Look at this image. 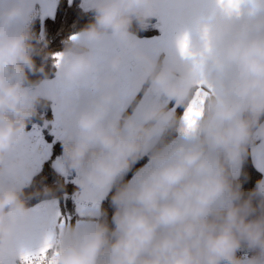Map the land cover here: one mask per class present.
<instances>
[{"label":"clouds","instance_id":"9594fccd","mask_svg":"<svg viewBox=\"0 0 264 264\" xmlns=\"http://www.w3.org/2000/svg\"><path fill=\"white\" fill-rule=\"evenodd\" d=\"M169 3L85 0L94 22L61 52L58 70L66 85L95 78V87H80L78 101L61 116L63 164L78 174L80 198L104 196L168 129L185 127L159 97L187 108L205 82L211 90L203 114L190 133L153 151L116 191L114 228L79 223L53 239L44 264H264V179L246 199L234 183L248 145L257 135L264 142V10L258 0H239L236 10L215 3L196 31L177 37L187 33L186 53L176 43V51L158 61L132 26L146 28ZM36 4L0 0V264L19 255L16 238L32 217L23 197L32 164L17 149L41 100L60 99L50 96L44 67L33 59L40 51L32 32ZM201 6L196 0L177 15L190 19ZM125 71L146 96L128 116L121 111ZM37 72L45 78L32 84L28 74ZM257 208L260 214L249 219ZM243 245L256 254L238 257Z\"/></svg>","mask_w":264,"mask_h":264},{"label":"trees","instance_id":"16d2710c","mask_svg":"<svg viewBox=\"0 0 264 264\" xmlns=\"http://www.w3.org/2000/svg\"><path fill=\"white\" fill-rule=\"evenodd\" d=\"M37 11L38 14L32 25V32L34 33L33 43L40 51L38 55H34L33 59L37 68L44 67V72L47 79H49L54 77L58 70L55 54L63 52L73 40V35L81 32L90 23L94 22V12L83 5L82 0H58L54 14L44 17L41 16L38 8ZM132 31L139 37L158 35L161 33L160 21L157 17H154L148 22L147 27L142 30L134 22ZM163 59V54H160L158 61H163ZM44 78L45 75L39 72L28 74V80L32 84L41 82ZM144 93V90H138L137 94L123 110V116L133 114ZM165 104L175 112L178 120L183 118L186 109L184 105L170 99ZM54 118L51 99H42L37 106V115L27 125V131L38 127V131L47 133L50 157L43 162L41 167L26 182V186L23 188V197L28 207L43 200L57 199L60 210L58 224L62 222L64 227L63 234L75 227V222L79 218H92L95 222L107 223L110 229L114 228L112 217L116 209L112 203L113 195L120 187L131 181L139 169L149 163L153 151L181 136L179 124L168 129L153 148L135 161L129 170L117 180L111 190L103 196L99 204L98 213L94 216H89L82 215L76 209L77 198L81 192L78 184V174L75 171L69 172L67 170L64 173H58L51 165L54 158L62 159L63 157V139L56 138L53 133H48L54 123ZM263 121L264 117L261 118V122ZM259 140L260 138L255 137L254 141L248 145L247 153L240 164V171L234 177V183L240 185V190L245 199L255 189L257 181L263 177L261 170L255 165L252 158V147ZM45 190H50V194L46 195ZM258 203V198L253 200L254 207H257ZM259 214L260 210L257 208V212L249 219H254ZM63 234H60L59 238ZM255 254V250L249 249L246 245H243L236 253L238 257H251Z\"/></svg>","mask_w":264,"mask_h":264},{"label":"rangeland","instance_id":"374dc122","mask_svg":"<svg viewBox=\"0 0 264 264\" xmlns=\"http://www.w3.org/2000/svg\"><path fill=\"white\" fill-rule=\"evenodd\" d=\"M83 5H85V0H82ZM189 3L182 2V0H170V3L168 6H166L164 9L161 10L160 14L156 16L159 21H160V26L163 31L164 35L161 36H150V37H139L136 35L138 40L141 42L143 45L144 49L151 53L154 57L159 58V54L161 52L164 53V59L170 55H172L176 51V35L178 36L181 35L184 31H187V24L184 23L182 24V18L177 15V8L185 7L188 6ZM86 6V5H85ZM39 9V8H38ZM175 15L179 22L176 20L172 19V13ZM40 12V10H39ZM41 13V12H40ZM42 16V15H41ZM44 17V16H42ZM189 32H192L189 31ZM194 32V31H193ZM80 33V32H79ZM79 33L73 35V37H76ZM108 48L113 47L111 42L108 43L107 45ZM163 59V60H164ZM47 86L49 88L50 96L55 97L59 96L60 99L57 101L56 99L50 98L52 101V108L54 112V121L57 122L58 120H61L62 112L63 110L70 104L77 102L79 99L80 95V88L79 86H68L65 84V82L60 78L59 76V70H57V73L54 77L47 79ZM139 89L134 88L131 85L128 73L121 78V94H122V103H121V111L126 108V106L130 103L132 98L137 94ZM77 92H79V95L77 96ZM146 96L145 93L139 103V105L145 100ZM160 101L162 103H166L168 101V98L166 97H159ZM264 122V121H263ZM54 124V123H53ZM38 127H35L34 130H38ZM181 129V128H180ZM65 134V129L62 130H57L55 133L56 138H61L63 139V136ZM49 152V144L46 146V152ZM261 171L263 172V179H264V167L260 166ZM239 171H240V166H239ZM237 172V174L239 173ZM93 204L97 203V197H91ZM48 202L55 204L58 202L57 199H49ZM45 205L48 203H41V205ZM48 207V206H47ZM46 218L48 219L49 217H52V211H49V208H46ZM82 211V210H81ZM79 211V212H81ZM87 221H82V222H95L92 218H84ZM79 222V223H82ZM46 234L49 232V227H46L45 229ZM38 250V249H34ZM21 254V253H20ZM17 256V255H16ZM13 262V261H12ZM13 264H15L13 262Z\"/></svg>","mask_w":264,"mask_h":264},{"label":"crops","instance_id":"0c3cea01","mask_svg":"<svg viewBox=\"0 0 264 264\" xmlns=\"http://www.w3.org/2000/svg\"><path fill=\"white\" fill-rule=\"evenodd\" d=\"M57 1L58 0H37L36 7L39 8V10L41 12L40 14L42 16L52 15V14H54V12L56 10ZM185 1L189 4L196 2V0H182V2H185ZM199 2L202 4V6L206 3H209V2L212 5L215 4V0H199ZM258 3L261 5V10H264V0H258ZM171 15H172V19L176 20L177 22L180 21V20H178V18L175 15H173V11H172ZM194 19H195V17H192L190 19H184V18L181 19L182 24H184V23L187 24V27H188L187 31L188 32L191 30H192V32L197 30V26L194 23ZM161 35H164L162 29H161V33L158 35H155V36H161ZM175 35H176L175 39H177L178 35L177 34H175ZM152 37H154V36H152ZM160 54H163V57H164L163 52H161ZM262 123H264V122H262ZM181 134H182V130H181ZM256 137L260 138L259 135H257ZM252 158H253L255 165L259 169H260V166L264 167V142H261V139L256 144H254L252 147ZM262 175H263V172H262ZM262 179H263V177H262ZM41 203H48V204H45V205L42 204L41 205ZM49 203L50 202H48V200H43V201H40V202L36 203L35 205L29 207L32 210V217L30 220L29 227H28L26 232H24L23 234L19 235L16 238V241L14 244V249L18 254L25 252V251L39 249L40 247H42L43 242H44L46 236L48 235L45 232L46 227H49V232H51L53 234L54 239L59 238L60 234H59V228H58V219H59V215H60V210H59L58 202L56 204H55V202H53L54 208L51 209L53 216L49 217L47 219L45 212L47 210L46 208H49V207H47L49 205ZM99 204L100 203H94L89 208H83L80 213L82 215L94 216L99 211ZM82 221H87V220H85L84 218H79L76 220L75 226L78 225L79 222H82ZM12 257H14V256H10L8 258L7 264H13Z\"/></svg>","mask_w":264,"mask_h":264},{"label":"snow or ice","instance_id":"6c2138e0","mask_svg":"<svg viewBox=\"0 0 264 264\" xmlns=\"http://www.w3.org/2000/svg\"><path fill=\"white\" fill-rule=\"evenodd\" d=\"M215 3L224 5L227 3L228 8L230 10H236L238 8L239 0H215ZM215 11L212 4L206 3L203 6H201L198 10V14L194 19V23L197 26V29L199 28L201 22L210 16ZM75 38V37H73ZM187 40L188 36L187 33H185L182 37L177 38L176 43L178 47L180 48L182 53H186L187 49ZM211 50L209 49V59H211ZM102 55V54H101ZM62 58L61 53L55 54V59L57 61V66H59V61ZM126 74L125 72H122L121 76L123 77ZM83 87L86 89H92L95 87V78H89L85 80L82 85H79V88ZM211 90V86L206 84L205 82H202L201 87L198 89L195 98L191 102V104L185 109L183 114V120L185 121V127L182 129V132L185 134L190 133L196 124V121L198 118L203 114V104ZM79 95V92H77V96ZM53 234L51 232L48 233L46 236L42 247L39 248L36 252H22L21 253V260L23 261V264H44L46 260H48V252L53 246ZM49 264H52V261H49Z\"/></svg>","mask_w":264,"mask_h":264},{"label":"built area","instance_id":"2783aa9c","mask_svg":"<svg viewBox=\"0 0 264 264\" xmlns=\"http://www.w3.org/2000/svg\"><path fill=\"white\" fill-rule=\"evenodd\" d=\"M59 129H64L62 119L58 120L56 123L54 122L48 133L55 134ZM27 132V139L17 149V153L24 155L32 164L33 170L31 172L25 173V183L32 177L34 172L41 167L43 162L50 157V153L48 151L46 152V146L48 145L47 133L38 130H31ZM102 198L103 196H97V203H100ZM92 205L93 201L91 197L81 199L79 195L77 198L76 209L78 211H81L83 208H89ZM38 250H30L27 252H36ZM12 261L15 264H23V261L21 260V254L12 257Z\"/></svg>","mask_w":264,"mask_h":264},{"label":"water","instance_id":"95a60500","mask_svg":"<svg viewBox=\"0 0 264 264\" xmlns=\"http://www.w3.org/2000/svg\"><path fill=\"white\" fill-rule=\"evenodd\" d=\"M51 165L58 173H64L66 170L63 164V160L61 158H54L51 162ZM58 228L59 234H63L64 227L62 226V222L58 224Z\"/></svg>","mask_w":264,"mask_h":264}]
</instances>
